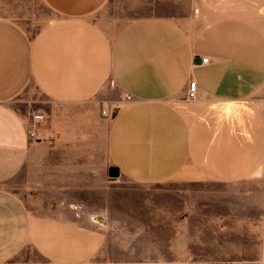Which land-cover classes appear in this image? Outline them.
I'll use <instances>...</instances> for the list:
<instances>
[{"label": "crops", "instance_id": "1", "mask_svg": "<svg viewBox=\"0 0 264 264\" xmlns=\"http://www.w3.org/2000/svg\"><path fill=\"white\" fill-rule=\"evenodd\" d=\"M37 111L48 118L35 139ZM71 115L103 144L90 161L59 162L74 177L66 191H81L83 164L92 181L112 166L141 184L256 179L264 0H0V264H88L99 246L82 213L20 194L32 152ZM62 172L43 185L65 189Z\"/></svg>", "mask_w": 264, "mask_h": 264}, {"label": "rangeland", "instance_id": "2", "mask_svg": "<svg viewBox=\"0 0 264 264\" xmlns=\"http://www.w3.org/2000/svg\"><path fill=\"white\" fill-rule=\"evenodd\" d=\"M63 120L53 122L44 148L32 152L28 172L33 175L27 184L22 181L20 194L36 208L82 213L84 224L93 230L88 237L99 242L88 264H264V165L256 179L235 184H141L121 176L110 180L100 170L98 181H92L86 175L91 170L83 164L82 181H77L81 191L74 193L66 191L75 187L74 177L70 169L62 172L59 162L90 161L94 146L103 142L86 135L73 115L66 124ZM58 170L66 188L60 190L57 184L49 189L48 181L44 186L48 172Z\"/></svg>", "mask_w": 264, "mask_h": 264}, {"label": "built area", "instance_id": "3", "mask_svg": "<svg viewBox=\"0 0 264 264\" xmlns=\"http://www.w3.org/2000/svg\"><path fill=\"white\" fill-rule=\"evenodd\" d=\"M198 93V85L196 81H190L189 83V91H188V99L194 100ZM47 119V114L43 111H37L34 113L32 118V127L29 131L30 136L32 138L38 139V127L41 123H43Z\"/></svg>", "mask_w": 264, "mask_h": 264}, {"label": "water", "instance_id": "4", "mask_svg": "<svg viewBox=\"0 0 264 264\" xmlns=\"http://www.w3.org/2000/svg\"><path fill=\"white\" fill-rule=\"evenodd\" d=\"M200 61L197 60L196 63H199ZM262 170H263V167L261 166L258 170V173L257 175H261L262 173ZM120 176V169L116 166H112L109 168V178L110 180H115L116 178H118Z\"/></svg>", "mask_w": 264, "mask_h": 264}, {"label": "bare ground", "instance_id": "5", "mask_svg": "<svg viewBox=\"0 0 264 264\" xmlns=\"http://www.w3.org/2000/svg\"><path fill=\"white\" fill-rule=\"evenodd\" d=\"M97 221H100V222H103L104 223V220L103 219H100L98 217H96Z\"/></svg>", "mask_w": 264, "mask_h": 264}]
</instances>
